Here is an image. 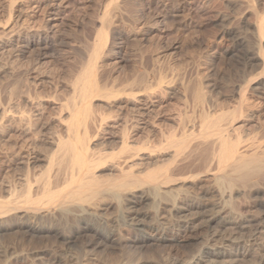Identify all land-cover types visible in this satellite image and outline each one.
<instances>
[{"label": "rangeland", "instance_id": "rangeland-1", "mask_svg": "<svg viewBox=\"0 0 264 264\" xmlns=\"http://www.w3.org/2000/svg\"><path fill=\"white\" fill-rule=\"evenodd\" d=\"M263 21L264 0H0V148L4 150L0 152V211L2 209L4 213L11 208L16 209L8 212L9 217L12 214V219L6 224L8 226L0 227V264H27L37 262L38 258L47 264H62V261L63 264H77L85 258L82 239L68 247L52 235L27 237L28 234L23 233V214L30 213L31 217L35 212L44 210L50 188L49 195L57 189V195L64 191L61 195L64 198L76 190L79 183H85L90 178L99 179L98 184L107 181L99 184L104 188L116 180L146 179L151 175L159 176L158 173L165 170L172 173L175 180L168 185L169 197H182L175 199L185 203L187 211L170 213L167 210L169 197H165L167 201L164 199L156 210L149 201L133 204L127 202L125 196L118 203L104 192L98 200L109 202L105 203L107 210L100 212L101 218L105 220L106 216L108 219L112 216L114 221L106 218V222L99 220L103 222L99 225L106 229L108 224L107 230L113 226L119 229L121 225L119 232L121 237L124 235L123 246L106 245L94 252L89 250L92 253L87 252V255L90 254V264H112L113 261V264L192 263L197 254L206 249L209 233L203 228L201 214L205 207L219 203L218 185L214 178L215 172L219 171L216 168L219 161L214 152V157L211 156L212 150L215 149L216 154L220 151L219 137L228 129L230 135L226 136V142L230 151L247 155L264 152V36L261 37L258 32L259 26L264 25ZM259 50L261 60L252 67H246V55L257 54ZM232 112L236 120L232 125L230 120L229 127L226 124ZM84 126L90 129L86 139ZM124 134H128L125 139L131 146L126 152L121 147ZM70 142L71 145H80L79 148L81 142L84 145L87 143L90 152L96 150L97 155L93 154L95 151L92 154L100 164L102 161V167L93 163L90 167L93 170L85 171L91 175L95 173L94 176L77 167L73 169L69 156L60 150V147L70 146ZM179 143L181 146L185 144L180 147L181 151L176 150ZM200 143L205 145L200 147ZM61 144L63 146L59 147ZM151 147L157 149L152 148V152ZM140 148L145 150L138 154L136 151ZM199 148L203 150V155L194 154L197 150L200 152ZM25 151L32 153L33 157L37 156L31 167L17 160ZM120 151L125 154L121 155ZM9 152L16 155L12 163L5 162L11 155ZM133 152L138 156L134 154L135 157L128 158L127 155ZM190 152L192 158L187 155ZM103 153L108 157L113 155L114 160L118 156L121 159L118 157L117 163L112 164L113 159L105 160L107 156ZM132 158H135L134 161ZM200 158L204 162H199ZM52 159H55L53 163ZM128 159L131 162L125 165ZM186 162L192 165L186 171L192 173L182 170ZM122 165L126 166L125 170H121ZM202 165L203 172L200 171ZM130 172L133 174L130 175ZM186 173L189 179L183 177ZM28 180L34 184L30 183V188L33 186L34 190L37 187V190L31 191L33 195L30 194L37 201L29 199L33 202L31 205L35 203L34 207L26 201L30 207L21 205L24 200L22 195H26L27 189L30 192ZM38 180L43 186H37L39 183L35 181ZM41 180L50 187H46ZM70 184L75 185L70 187ZM66 185L69 186L67 190ZM20 198L23 199L20 202L22 207L17 205ZM235 199L236 205L234 202L231 205L236 210L230 207L231 214L240 209L255 223L250 224L249 231L234 232L229 242H224L223 235H219L218 238H222L209 241L207 247L237 255L240 264H264V212L259 207L260 203L264 204V198L247 196ZM117 211H123L127 220L137 214L147 218H151L152 214L153 217L161 215L174 222L182 216L193 217L196 230L186 237L182 236L178 242L142 246L135 242L136 234L127 225L116 223ZM57 219L56 224L67 222L61 217ZM31 220L35 221L32 217ZM36 223L42 227L51 224L50 221ZM250 231L252 234L248 233ZM166 234L165 237L172 238L171 231ZM49 237L55 238L57 243ZM116 253L119 260H116L117 256L111 257Z\"/></svg>", "mask_w": 264, "mask_h": 264}, {"label": "bare ground", "instance_id": "bare-ground-1", "mask_svg": "<svg viewBox=\"0 0 264 264\" xmlns=\"http://www.w3.org/2000/svg\"><path fill=\"white\" fill-rule=\"evenodd\" d=\"M264 22V21H263ZM263 25V24H262ZM257 29V28H256ZM226 30V29H225ZM223 31V30H222ZM258 32L260 33V36H264V25L261 27L259 26L258 28ZM233 33V32H231ZM257 33V32H256ZM229 34V33H228ZM227 35V34H226ZM231 35V34H230ZM255 35V34H254ZM224 36V35H223ZM241 36V35H240ZM256 37V36H255ZM226 38V37H225ZM264 38V37H262ZM235 39H237L235 37ZM239 40V38H238ZM264 40V39H263ZM235 41V40H234ZM244 42V41H243ZM244 45V43L242 44ZM260 45V44H259ZM264 47V46H263ZM112 49V48H111ZM260 49V48H259ZM17 52V51H16ZM262 53H261V50H259V53L257 54H250V55H246V59H245V66L246 67H252L254 65L255 62H258L259 60H261V56ZM263 57V56H262ZM263 65V64H262ZM246 69V68H245ZM244 100V99H243ZM206 102V101H205ZM207 103V102H206ZM210 103V101H209ZM204 104V103H203ZM233 114V112L231 113ZM243 115V114H242ZM229 119L227 121V126L230 127V125L228 124V122L231 120V125L232 123L236 120V117H235V114L231 116L228 115ZM230 123V122H229ZM87 125V123H85ZM234 124V123H233ZM85 129H83L84 133H85V139L88 138L87 136H89L87 133H90V129L87 128V127H83ZM228 128V127H226ZM72 130V129H70ZM226 134H221V136L219 137L220 139V148H219V152L216 154L215 153V149L214 151L212 150V153H211V156L214 157L217 156V160L219 161L218 163V167L216 168H219V171L218 173L215 172V175H214V178L216 180V184L218 185V188L216 189L217 190V195L219 197V203H217L216 205H212V206H208V207H205L204 210H203V213L201 215H203V228L207 229L206 231H208V238H204L207 240V243L210 241H215L216 238L219 237V235H223V238L220 237V239L222 238V240L225 242V241H230L231 238L233 237L234 235V232L238 233L237 230H240V231H243V230H247L249 227H250V224L252 222H254L253 219H250L248 218L247 216H244L245 214L244 213H241L239 209L238 212H233V215L231 214L232 211H230V209L234 208V210H236V207H232V202H234V204L236 205V200L238 199H235L236 197H242V198H246L247 196H255L257 198H264V152H261V153H251L250 155H247V154H244V153H238V151L236 150H232L230 151L228 149V143L226 141H228L227 137L226 136H229L230 133H228V129L225 130ZM83 133V132H82ZM83 133V134H84ZM87 134V135H86ZM72 135V134H71ZM128 135V134H127ZM127 135H123V141H121L123 143V145L121 146L123 148V150L127 151L129 150V148L131 147L130 145L128 146L129 142H127L128 140L125 139V136L128 137ZM231 137V136H230ZM229 137V138H230ZM84 138V137H83ZM218 139V141H219ZM69 142V141H68ZM85 142V141H84ZM172 142V141H171ZM183 143V142H182ZM181 143V144H182ZM203 143V141H202ZM200 143V147L201 145H205V144H202ZM70 146H63L59 145L60 146H63V147H60V150H62L61 152L63 153H66L69 158H70V162L71 165L74 167L73 169L75 170L76 167L81 170V171H89L91 168V164L93 163H96L95 165H99V167L103 164L102 161H101V164L100 162L94 158L93 154L94 155H97L95 154L96 153V150H93V152H90L91 149H89L87 146L88 145H84L83 142H81V145L84 146L81 148L80 145L79 147L76 146L74 143H72L73 145H71V142L69 143ZM208 144V143H206ZM180 145V143H179ZM183 146L185 144H182ZM212 146V144H210ZM13 146V145H12ZM155 146V145H153ZM161 146V145H160ZM163 146V144H162ZM183 146H179L178 149H176L177 151H181L180 150V147H183ZM209 146V145H208ZM208 146H205V148ZM7 147V146H6ZM16 147V146H15ZM129 147V148H128ZM5 148V147H4ZM11 148V147H10ZM149 148V147H148ZM152 148H156V147H151L150 150ZM164 148V147H163ZM166 148V147H165ZM164 148V149H165ZM173 148V147H171ZM174 148H176L174 146ZM204 148V147H203ZM202 148V149H203ZM210 148V147H209ZM215 148V146H214ZM13 149V148H12ZM11 149V150H12ZM24 149V148H22ZM131 149V148H130ZM157 149V148H156ZM155 149V150H156ZM162 149V148H161ZM160 149V150H161ZM167 149V148H166ZM182 149V148H181ZM200 149V148H199ZM2 148H0V152H2ZM25 150V149H24ZM90 150V151H89ZM137 150V149H135ZM145 150V149H143ZM142 148L138 149L136 152H142L143 151ZM149 150V149H148ZM153 150V149H152ZM151 150V151H152ZM159 150V149H158ZM197 150V149H196ZM206 150V149H205ZM4 151V150H3ZM15 151V150H14ZM21 151V150H20ZM30 151V150H29ZM26 152V153H23L24 155L22 156V154L19 156V158L17 160H20L21 163L20 164H26L27 166H30L31 167V163H33L32 161L35 160V158L37 157H33V154L30 153V152ZM125 151V152H126ZM163 151V150H162ZM166 151V150H165ZM192 151V150H191ZM195 151V150H193ZM192 151V152H193ZM203 151V150H202ZM201 149H200V152L197 150L195 151L194 154H196L197 152L199 154L197 155H200L202 153ZM209 152L210 149H208ZM208 151L206 152L208 154ZM13 152V150H12ZM24 152V151H23ZM60 152V151H59ZM60 152V153H61ZM98 154H99V151H97ZM123 152V151H120V153ZM124 153H121L122 154H125ZM136 152H133V154L131 153V155H127L128 158H130L129 156H132L134 154H136ZM153 152V151H152ZM213 152H214V155H213ZM4 153V152H3ZM5 153H8L7 151H5ZM19 153V152H18ZM93 153V154H92ZM119 153V154H120ZM138 153V154H140ZM177 153V152H176ZM175 153V154H176ZM179 153V152H178ZM177 153V154H178ZM9 154H11V152H9ZM13 154V153H12ZM8 155L7 157V161L5 160L6 163H12L13 161L16 160V155ZM20 154V153H19ZM62 154V153H61ZM60 154V155H61ZM106 154V153H105ZM103 153V155L106 157L107 155H105ZM174 154V153H173ZM193 154V153H192ZM207 154H204V156L207 157ZM179 155V154H178ZM177 155V156H178ZM188 156H191V152L190 153H187ZM203 155V153H202ZM201 155V156H202ZM4 156V155H3ZM100 156V155H99ZM113 156V155H111ZM110 156V157H111ZM118 156V155H117ZM138 155L136 154V157ZM187 156V157H188ZM6 157V155H5ZM108 157V156H107ZM106 157V158H107ZM108 157L107 159L105 158V160H111L113 159L112 157L110 158ZM119 158L121 156H118ZM116 157L115 159L119 160V158ZM135 157V155H134ZM176 157V156H174ZM186 157V158H187ZM198 157L199 159V156H196ZM66 158V157H65ZM100 158V157H99ZM185 158V159H186ZM190 157H188L189 159ZM192 158V156H191ZM209 158V156H208ZM56 159V158H55ZM55 159H52V163L54 162ZM68 159V158H67ZM66 159V161H67ZM121 159V158H120ZM133 159V158H132ZM135 159V158H134ZM133 159V161H134ZM187 159V160H188ZM215 160V158H212ZM99 160H102V158H100ZM117 160H114L111 161L112 162H115ZM184 161V159H182ZM181 160V162H182ZM201 160V158H200ZM210 160V159H209ZM212 160V161H214ZM64 161V162H66ZM69 161V160H68ZM126 164H128L127 162H131L130 159L128 160H125ZM132 161V162H133ZM197 161V159L195 160ZM203 160L199 161L202 163ZM106 162V161H105ZM123 161H121L122 163ZM180 162V161H179ZM198 162V163H199ZM204 162V161H203ZM207 162V161H206ZM210 163H212L211 161H209ZM18 163V162H16ZM50 163V162H49ZM117 163V162H115ZM115 163H112V164H115ZM119 163V161H118ZM120 163V164H121ZM189 163V162H188ZM200 163V164H201ZM208 163V162H207ZM120 164H118L120 166ZM123 164V163H122ZM181 164V163H180ZM9 165V164H8ZM15 165V164H14ZM18 165V164H17ZM49 165V164H48ZM50 165H52L50 163ZM97 165V167H98ZM182 165V164H181ZM185 165V164H184ZM206 166V164H204ZM209 165V164H208ZM54 166V165H52ZM52 166H49V167H52ZM183 166V165H182ZM191 164H187L186 162V165L184 167H182V170H185L188 169L190 170L192 167ZM25 167V166H24ZM71 167V166H70ZM96 167V166H95ZM96 167V168H97ZM102 167V166H101ZM121 167V166H120ZM124 165H122V169L121 170H125V167L123 169ZM179 167V166H178ZM191 167V168H190ZM203 165L201 166V169L200 170L201 172H203ZM211 167V165H210ZM29 168V167H28ZM53 168V167H52ZM51 168V169H52ZM177 168V167H176ZM195 168V167H194ZM193 168V169H194ZM197 168V167H196ZM207 167H205L204 169H206ZM48 169V168H47ZM168 169V168H167ZM179 169V168H178ZM50 170V169H49ZM93 170V169H91ZM90 170V171H91ZM165 170V168H164ZM177 170V169H176ZM175 170V171H176ZM210 170V168H209ZM208 170V171H209ZM214 168H212L211 171H213ZM218 170V169H217ZM215 169V171H217ZM47 171V170H46ZM120 171V170H119ZM197 171V170H196ZM205 171V170H204ZM30 172V170L28 169V173ZM71 172V170H70ZM73 172V171H72ZM80 171H78V175ZM124 172V171H122ZM132 172V171H131ZM130 172V175H132L133 173ZM169 171L168 170H165L164 172H160L158 173L159 176L157 174V176H153L151 175V177H144L146 179H141L140 177L139 178H135L133 177L132 179H130L129 177V180L130 181H124L123 178L121 180L123 181H117L116 182L114 181V184H110L108 185L107 187H102L103 185H99V184H102L104 182H107V181H102L99 182L98 184V180L95 178L96 180H93L92 178H90L87 182L85 183H79V187L76 189V190H72L66 197L62 198L61 195L63 194L64 191H62L63 189H60V191H62V194L60 193V195H57V189L55 191V193H53V190H52V193L53 194H50L51 191L49 188V191H48V196H49V199H47L48 201L46 202V198H45V204H44V207L45 209L44 210H39L38 212H35L33 215H31L32 219L35 220L34 222L38 221L39 223H41L42 221H50L51 224H49L50 226L48 227H42L41 225H38L37 223L34 224V222H31V217H30V213H27L25 211H22V212H25L22 216V218L25 220L23 223H21V226L24 230L23 233L25 234H28L27 237L29 235L31 236H34V235H43V236H50L52 235V237L54 236L56 239H59L63 242V245L66 244V246L68 245V247L70 246V244H72L73 242H76V240H78L77 242H79V240H83V244H84V252L83 251H79L80 253H84L83 257H85L83 260L79 257L78 259H81L82 261H79L80 263H77V264H83V261L85 262L84 264H90L91 263V259L88 257L92 252H94L95 250L97 251L98 249L106 246V245H113V246H120L122 244V236L121 237V234L119 232V229H120V226L119 229L117 228V226H113L112 228L108 229L107 230V227H108V224H107V227L106 229H104L103 227L101 228V226L99 225V220H102L103 222H106V218L107 220L109 221L110 218H112V216H110V218L108 219V216H106L105 220H103L101 218V215H100V212H104L105 210H107V205L105 203H108V202H99L98 198L100 197L101 194H103L104 192H107L111 195L110 198L115 199L118 203L122 200L123 197L126 196V201L127 202H131L133 204H136L137 201H140V202H145V201H149L148 203H151L153 204V206L156 208L160 207L161 206V203L163 202V200L165 199V197H169L170 195V192H169V187L168 185L171 184L173 181V174L172 173H168ZM177 172V171H176ZM175 172V173H176ZM179 172V171H178ZM183 172V171H182ZM186 172H190V171H186ZM47 173V172H46ZM50 173V171H49ZM76 173V171H75ZM86 174H89L87 172H85ZM127 173V171H126ZM184 174L187 176V174ZM192 173V171L190 172ZM199 173V171H198ZM207 173V172H205ZM217 173V174H216ZM73 174V173H71ZM125 174V172H124ZM129 174V173H127ZM181 174V173H180ZM183 174V173H182ZM197 174V172L195 173ZM212 174V173H211ZM29 175V174H27ZM77 175V174H76ZM78 175H77V179H78ZM90 176H94L95 173L92 175L89 174ZM126 175V174H125ZM124 175V177H125ZM136 175V174H135ZM191 175V174H190ZM189 175V176H190ZM193 175V174H192ZM73 175H71L70 177H72ZM183 176L184 178H188V176ZM198 176V175H197ZM195 176V177H197ZM31 177V176H29ZM34 177V176H33ZM50 177V175H49ZM48 177V178H49ZM74 179H76L75 177L76 176H73ZM86 177V175H85ZM143 177V176H142ZM181 177V176H180ZM200 177V175H199ZM203 177V176H202ZM69 178V177H68ZM127 178V179H128ZM183 178V179H184ZM213 178V179H214ZM26 179H28V176L26 177ZM74 179L72 178V182L74 181ZM85 179V178H84ZM185 179V180H186ZM189 179V178H188ZM37 180V179H36ZM51 180V179H50ZM83 180V179H82ZM109 180V179H107ZM112 180V179H111ZM114 180V179H113ZM120 180V179H119ZM198 180V179H196ZM42 181V180H41ZM46 181H49L48 179H46ZM70 181V182H71ZM182 181V180H181ZM37 182V186H39L41 184V182L38 180V181H35V183ZM43 182V181H42ZM45 182V181H44ZM43 182V183H44ZM52 182V181H51ZM66 182V181H65ZM69 182V183H70ZM79 182H82V181H79ZM110 182V181H109ZM183 182V181H182ZM30 183L33 184L31 181L29 182L28 180V184H29V190L30 192L28 191V189L26 190L28 192V195H27V192L25 191V187H24V191L26 192V195H22V197L24 196V200L21 199V200H18L17 205H20L22 202L21 205L24 204V206H26L27 204L29 205V203H25L24 201L26 202H30V200L32 198H34L33 196L31 197V193L34 192V190H37V187L36 189L33 190V186L30 188ZM75 183V182H74ZM27 184V185H28ZM46 184V187H47V183L45 182ZM66 184V183H65ZM203 184V183H202ZM26 185V186H27ZM34 185V184H33ZM42 185V184H41ZM73 185V184H72ZM70 184V187L72 186ZM75 185V184H74ZM73 185V186H74ZM106 185V183L104 184ZM195 185V184H194ZM43 186V185H42ZM67 186V185H66ZM64 186V187H66ZM259 186V187H258ZM48 187H50L48 185ZM52 187V186H51ZM69 186H67L66 190L68 189ZM43 189H45L43 187ZM181 189V188H180ZM188 189V188H187ZM13 190V189H12ZM10 190V191H12ZM23 190V189H22ZM33 190V192H31ZM46 190V189H45ZM65 190V189H64ZM16 191V190H15ZM45 191V192H47ZM58 191V192H60ZM177 191V190H176ZM184 191V189L182 190ZM181 191V192H182ZM213 191V190H212ZM210 192V190H209ZM208 193V192H207ZM211 193V192H210ZM215 193V191H214ZM213 193V194H214ZM31 194V195H30ZM109 195V196H110ZM183 195V194H182ZM188 195V194H187ZM178 198H181L182 197H179V195H177ZM175 196V197H177ZM204 196V195H203ZM44 197V196H43ZM173 197H174V193H173ZM174 198H170L167 202V205H168V209L170 211V213H178V214H182L183 212L187 211V205H185V203L183 204V202H181L180 200L177 201V199ZM109 198V197H108ZM107 198V199H108ZM190 197H188L189 199ZM26 199V200H25ZM30 199V200H29ZM235 199V201H233ZM23 200V201H22ZM33 200V199H32ZM43 200V199H42ZM109 200V199H108ZM125 200V199H124ZM123 200V202H125ZM194 200V199H193ZM196 200V199H195ZM218 200V199H217ZM216 200V201H217ZM246 201V199H241L240 201ZM260 200V199H259ZM264 200V199H263ZM12 201V200H11ZM10 201V202H11ZM22 201V202H21ZM35 201V199L33 200ZM37 201V200H36ZM35 201V202H36ZM38 201L40 202L41 199H38ZM104 201H107V200H104ZM111 201V200H110ZM115 201V202H116ZM165 201H167L165 199ZM198 201V200H197ZM244 201V202H245ZM261 201V200H260ZM258 201V202H260ZM21 202V203H20ZM39 202H37L38 204H40ZM116 202V203H117ZM122 202V203H123ZM200 202V201H198ZM207 202V201H206ZM237 202H239V199L237 200ZM256 202V203H258ZM11 203H14V202H11ZM113 203V202H111ZM126 203V202H125ZM195 203V202H194ZM209 203V202H208ZM213 203V202H212ZM211 203V204H212ZM253 203V202H252ZM10 204V203H9ZM33 204V202H30V205ZM110 204V203H109ZM114 204V203H113ZM138 204V203H137ZM144 204V203H143ZM238 204V203H237ZM246 204V203H245ZM255 204V203H254ZM16 205V206H17ZM20 205V206H21ZM27 205V206H28ZM35 205V203H34ZM34 205H31L34 207ZM41 205V204H40ZM115 205V204H114ZM166 205V204H165ZM166 205V206H167ZM210 205V204H208ZM244 205V203L242 204ZM248 205V203H247ZM6 206V205H5ZM8 206V205H7ZM6 206V207H7ZM10 206V205H9ZM8 206V208H9ZM13 206V205H12ZM37 206V205H36ZM35 206V207H36ZM163 206V205H162ZM192 206V204H191ZM194 206V205H193ZM254 206V205H253ZM22 207V206H21ZM30 207V206H28ZM42 207V206H41ZM111 207V205H110ZM199 207V205H198ZM202 207V206H201ZM200 207V208H201ZM232 207V208H230ZM239 207H240V204H239ZM256 207V205H255ZM259 207L263 210L264 212V204L263 203H260L259 204ZM5 207H3V210H4ZM116 208V207H115ZM132 208V207H130ZM153 208V207H151ZM241 208V207H240ZM244 208V207H243ZM23 209V208H22ZM162 209V208H161ZM238 209V208H237ZM13 210H16L15 208H11L10 210H6L7 212H4L2 211V213L0 214L1 218H0V227L6 224H8L10 222V220L12 219V214L10 215V217L8 216V212L10 211H13ZM117 209H115L116 211ZM137 210V209H136ZM152 210V209H151ZM157 210V209H156ZM159 210V209H158ZM233 210V211H234ZM245 210V209H244ZM0 211V212H1ZM5 211V210H4ZM128 211H130V209H128ZM152 211H155L154 209ZM197 211V210H196ZM113 212V211H112ZM118 212V211H117ZM123 212V211H122ZM121 211L118 212L117 214V219L116 223L119 224V223H122L124 225H127V227L129 228V230H131L132 232H134L136 234L135 236V242L138 243V244H142L143 245H148V244H151V243H165L167 241H173V242H178V240L184 236L186 237L187 234H191L192 232H194L196 230V228L193 226V217L192 218H187V217H183L182 216V219L178 218L177 221H172L167 219L166 217H160L161 215H155L153 217V214H152V217L151 218H147V216H142V217H139L138 214L135 215V216H132L131 218H129L128 220L125 218L124 216V212L122 213ZM136 212V211H135ZM146 212V211H145ZM148 212V211H147ZM150 212V211H149ZM148 212V213H149ZM166 212V211H165ZM245 212V211H244ZM259 212V210H258ZM137 213V212H136ZM147 213V214H148ZM191 213V212H190ZM234 213H237L238 215H234ZM241 213V214H239ZM248 213V212H247ZM18 214V213H17ZM103 214V213H102ZM106 214V213H105ZM127 214V213H126ZM195 214V213H194ZM197 214V213H196ZM244 214V215H243ZM7 215V216H6ZM20 216V214H18ZM116 215V214H115ZM128 215V214H127ZM132 215V214H131ZM166 215H169V214H166ZM193 215V214H191ZM261 214H259L260 216ZM114 216V215H113ZM129 216V215H128ZM196 216V215H194ZM200 216V215H199ZM59 217L61 218H64V219H67V222H64L67 223L66 227H68V230H66V227H64L61 223V225L59 224H56L55 223V220ZM104 217V216H103ZM169 217V216H168ZM256 217V215H255ZM258 217V215H257ZM262 217V215H261ZM14 218V217H13ZM21 218V219H22ZM198 218V217H197ZM253 218V217H252ZM18 219V218H17ZM19 220V221H22V220ZM30 219V220H29ZM57 219V220H58ZM63 219V220H64ZM15 221V219H13ZM62 220V219H61ZM113 220V218H112ZM175 220V219H174ZM198 220V219H197ZM256 220V219H255ZM263 220V219H262ZM66 221V220H65ZM107 221V222H108ZM114 221V220H113ZM258 221V220H257ZM264 221V220H263ZM54 222V223H53ZM103 222H101L100 224H103ZM112 222V221H111ZM200 222V221H199ZM17 223V222H16ZM109 223V222H108ZM115 223V222H114ZM255 223V222H254ZM12 224V223H11ZM47 224V223H46ZM105 224V223H104ZM99 225V226H98ZM123 225V227H125ZM257 225V224H256ZM256 225H254L256 227ZM261 225V224H260ZM258 225V227L260 226ZM262 225H263V222H262ZM8 226V225H6ZM110 226V225H109ZM198 226V225H196ZM200 226V224H199ZM252 226V225H251ZM253 226V227H254ZM201 227V226H200ZM261 227V226H260ZM201 227V229H203ZM6 229V228H5ZM198 229V227H197ZM252 229V228H251ZM257 229V227L255 228ZM204 230V229H203ZM250 230V229H249ZM247 230V231H249ZM128 231V230H127ZM171 231L173 233L172 235V238H167L165 237L166 235L168 236V234H166L167 232ZM239 231V233H240ZM246 231V232H247ZM256 231V230H255ZM254 231V232H255ZM260 231V230H259ZM22 232V231H21ZM197 232V231H196ZM203 232V231H202ZM205 232V231H204ZM226 232H230L229 235L226 234ZM253 232V233H254ZM22 233V235H24ZM123 234V232H121ZM199 233V232H198ZM207 232H205L206 234ZM248 233H251L252 232H248ZM256 233V232H255ZM259 233V232H258ZM20 234V232H19ZM166 234V235H165ZM250 234V235H251ZM195 235H198V234H195ZM240 235H243V234H240ZM246 235V234H245ZM42 236V237H43ZM193 236V235H191ZM244 236V235H243ZM36 237V236H35ZM34 237V238H35ZM52 237H49V239H51ZM188 238L187 239H190L189 236H187ZM197 237V236H196ZM246 237V236H245ZM252 237V236H250ZM249 237V238H250ZM25 238V237H24ZM33 238V239H34ZM40 238V237H39ZM46 238V237H45ZM54 238V239H55ZM241 237H239L240 239ZM31 239V238H30ZM44 239V237H43ZM42 239V240H43ZM48 239V238H47ZM48 239V240H49ZM53 239V238H52ZM53 239V240H54ZM186 239V240H187ZM219 239V238H218ZM219 239V240H220ZM185 240V241H186ZM237 240V239H236ZM235 240V242H237ZM254 240V239H253ZM40 241V240H39ZM55 241V240H54ZM249 241V240H248ZM32 242V241H31ZM53 242V241H52ZM134 242V241H133ZM55 243H57L55 241ZM58 243H61L58 241ZM181 243V242H180ZM206 243V242H205ZM207 243H206V249L205 250H202L201 252H199V254H197V256L194 258V260H192V263L190 264H240L241 260H238L237 258V255H231V254H228L226 251H221L219 249H216V248H211V247H207ZM232 243H234L232 241ZM62 245V244H61ZM82 245V244H81ZM127 245V244H125ZM162 245V244H161ZM221 245V244H220ZM65 246V245H64ZM123 246V244H122ZM154 246V245H153ZM156 246V245H155ZM245 246V245H244ZM80 247V246H79ZM127 247V246H126ZM140 247V246H139ZM148 247V246H147ZM215 247V246H214ZM221 247V246H220ZM219 247V248H220ZM82 248V247H81ZM141 248V247H140ZM119 249V248H117ZM134 249V248H133ZM145 249V248H144ZM170 249V248H169ZM45 250H47L45 248ZM79 250V248H78ZM82 250V249H81ZM89 250H93L91 253L89 252ZM104 250V249H103ZM160 250V249H159ZM42 251V250H41ZM107 251V250H106ZM120 251V250H119ZM142 251V250H141ZM2 252V251H1ZM78 252V253H79ZM87 252L90 253L87 255ZM114 252V251H112ZM117 252V251H116ZM55 253V252H54ZM96 253V252H95ZM115 253V252H114ZM113 253V255H114ZM112 254V253H111ZM110 254V255H111ZM94 255V253H93ZM99 255V254H98ZM45 256V255H44ZM73 256V255H72ZM96 256V254H95ZM116 256L118 257V253L115 254V256H111L112 258H116ZM187 256V255H186ZM91 257V256H90ZM101 257V256H100ZM107 257V256H106ZM110 257V256H109ZM190 257V256H189ZM18 258V257H17ZM20 258V257H19ZM37 257H35V260H36ZM43 258V257H42ZM55 258V257H54ZM75 258V257H74ZM151 258V257H150ZM262 258V257H261ZM260 258V259H261ZM264 258V257H263ZM14 259V258H13ZM47 259V258H46ZM44 259V260H46ZM53 259V258H51ZM61 259V258H60ZM73 259V258H71ZM106 259V258H105ZM119 260L120 258H116V260ZM240 259V258H239ZM15 260V259H14ZM13 260V261H14ZM18 260V259H17ZM20 260V259H19ZM43 260V259H42ZM40 258H38L37 262H33V263H27V264H47L45 261H42ZM50 260V259H49ZM47 260V261H49ZM57 260V259H56ZM64 260V259H63ZM95 260V259H94ZM109 260V259H108ZM115 260V259H114ZM243 260V259H242ZM259 260V259H258ZM68 261V260H67ZM66 261V263H67ZM71 261V260H69ZM74 261V260H73ZM76 261V260H75ZM111 262V259L109 260ZM113 261V259H112ZM123 261V260H122ZM146 261V260H145ZM11 262V260H10ZM9 262V263H10ZM65 262V261H64ZM103 262V261H102ZM108 262V261H107ZM109 262V263H110ZM117 262V261H116ZM128 262V261H127ZM130 262V261H129ZM133 262V261H132ZM188 262V261H187ZM245 262V261H244ZM257 262V260L255 261ZM262 262V261H261ZM21 263V262H20ZM55 263V262H52V264ZM63 264V261L61 262ZM69 263V262H68ZM67 263V264H68ZM71 263V262H70ZM97 263V262H95ZM114 263V261L112 262V264ZM131 263V262H130ZM260 263V262H259ZM19 264V263H18ZM25 264V262H24ZM49 264V263H48ZM59 264V263H58ZM103 264V263H102ZM120 264V263H119ZM126 264V263H125ZM139 264V263H138ZM160 264V263H159ZM244 264V263H243ZM253 264V263H252ZM256 264V263H255Z\"/></svg>", "mask_w": 264, "mask_h": 264}]
</instances>
